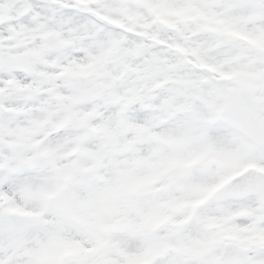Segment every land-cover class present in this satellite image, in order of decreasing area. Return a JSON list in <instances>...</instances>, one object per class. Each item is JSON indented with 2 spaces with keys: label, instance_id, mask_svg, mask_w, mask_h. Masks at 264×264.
<instances>
[{
  "label": "snow or ice",
  "instance_id": "snow-or-ice-1",
  "mask_svg": "<svg viewBox=\"0 0 264 264\" xmlns=\"http://www.w3.org/2000/svg\"><path fill=\"white\" fill-rule=\"evenodd\" d=\"M0 264H264V0H0Z\"/></svg>",
  "mask_w": 264,
  "mask_h": 264
}]
</instances>
